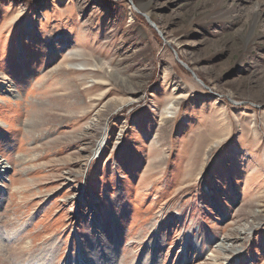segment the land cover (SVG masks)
Instances as JSON below:
<instances>
[{
	"label": "rangeland",
	"instance_id": "374dc122",
	"mask_svg": "<svg viewBox=\"0 0 264 264\" xmlns=\"http://www.w3.org/2000/svg\"><path fill=\"white\" fill-rule=\"evenodd\" d=\"M0 167V264H264V0H0Z\"/></svg>",
	"mask_w": 264,
	"mask_h": 264
},
{
	"label": "bare ground",
	"instance_id": "6f19581e",
	"mask_svg": "<svg viewBox=\"0 0 264 264\" xmlns=\"http://www.w3.org/2000/svg\"><path fill=\"white\" fill-rule=\"evenodd\" d=\"M142 8H145V9H149V8H146V7H142ZM145 17L146 18H148L151 22H152V20L150 19V17H149V14L147 13L146 15H145ZM150 22V23H151ZM152 24H154L153 22H152ZM153 26V25H152ZM52 41V40H51ZM169 43H172V40H169ZM126 82H127V80H126ZM132 82V81H131ZM8 84V83H7ZM6 83H2V86H6L7 85ZM126 85V84H125ZM12 92V91H11ZM14 92V91H13ZM167 107V106H166ZM165 108V107H164ZM169 111V108H165L164 109V111H163V113H166V112H168ZM105 131V130H104ZM106 142H107V135H106V133H104V134H102L101 135V137H100V139H99V141H98V143H97V145H96V148L93 150V152H92V154H93V157L94 158H98L99 156H101V154L103 153V150L105 149V146H106ZM7 164V163H6ZM3 168H5V167H0V182L3 180L2 179V176H1V174L2 173H4L5 172V170L7 169V168H5V169H3ZM1 169L3 170V171H1ZM92 223H93V225H94V227H96V228H98L99 226H100V223L96 220V219H94L93 221H92ZM158 224V223H157ZM245 227H243V228H239L238 229V234H236V236L234 235V237H224L223 239H221V241H220V243L217 245V248H218V251L219 252H221L220 254H221V256H220V258L219 259H230L229 257H228V253H230L231 252V254L233 253L234 255L236 254V253H238V249H236V245L234 244V241L236 242L237 240H239V238H241V236H242V234H245ZM194 230V228L193 229H191L190 231H188L187 232V236H186V238H185V240L182 242V249H181V251L180 252H182V255L183 254H185V255H187L186 253L189 251V249H193V250H195V251H197V252H200L201 251V244H200V241H199V239H198V237H196V236H193L192 235V231ZM190 245V246H189ZM78 247V246H77ZM28 248V247H27ZM78 249V253H79V255H80V257H78V259H80V262H81V264H83V263H85V262H87V260H85V258H82V256H83V253H82V247H78L77 248ZM156 254V253H155ZM82 255V256H81ZM44 256V255H43ZM184 256V255H183ZM151 256H149V257H144V260H143V264H153V257L152 258H150ZM226 257V258H225ZM237 257H238V255H236V257H234V258H232V259H237ZM150 258V259H149ZM35 259V258H34ZM38 259V258H37ZM217 257L216 256H214L213 254H209L208 256H207V258H206V260L207 261H209L211 264H215L216 263V261H217ZM232 259H230V260H232ZM35 261H36V259H35ZM151 261V262H150ZM219 261V260H218ZM217 261V262H218ZM45 262V261H44ZM33 263V262H32ZM187 262H186V260H185V258H184V260H183V264H186ZM13 264V263H12ZM37 264H42V263H37ZM201 264H204V263H201Z\"/></svg>",
	"mask_w": 264,
	"mask_h": 264
}]
</instances>
